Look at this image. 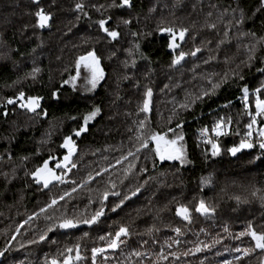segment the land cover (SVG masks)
<instances>
[{
    "label": "trees",
    "instance_id": "16d2710c",
    "mask_svg": "<svg viewBox=\"0 0 264 264\" xmlns=\"http://www.w3.org/2000/svg\"><path fill=\"white\" fill-rule=\"evenodd\" d=\"M77 3L85 5L83 12L75 10ZM112 3L40 0L52 15L49 27L41 30L33 27L37 6L31 0H0V251L7 248L0 264H45L46 258L62 259L64 250L76 244L83 257L76 264H92L91 249L106 248L99 237L114 234L121 226L130 235L122 237L116 250L98 255L96 264H263L264 251L255 249L250 237H237L249 223L264 232V151L257 144L235 156L228 152L244 138L250 122L247 112L254 114L253 93L264 83L262 0H131L130 8L108 7ZM101 13L111 17L110 26L120 33L117 40L95 24L103 18ZM124 20L131 23L125 25ZM162 27L188 29L184 41H177L179 48H168ZM197 48L200 51L191 55ZM90 50L100 58L104 79L89 91L82 70L75 89L63 84L75 75L76 59ZM181 51L187 55L173 66ZM250 55L254 59L249 60ZM34 68L40 69L35 79ZM225 75L227 80L213 90L212 84ZM244 86L250 92L248 110L241 99ZM148 88L152 96L144 113L140 107ZM20 91L43 97L41 109L47 115L29 113L18 103L6 104ZM54 91L58 98H53ZM205 91L209 95L197 99ZM95 107L100 112L89 121L88 130L74 136L83 116ZM257 119L263 126L262 118ZM220 120L227 134L214 138L211 129ZM203 128L209 130L208 139L219 143V155L212 156L211 145L200 135ZM152 132L166 133L170 139L182 133L178 144L188 163L161 162L151 141L137 152V135L146 139ZM66 135H72L76 144L72 157L76 166L71 171L55 168L67 154L60 147ZM257 139L254 133V142ZM44 160L67 182L53 180L47 188L37 184L31 173ZM105 191L120 195L110 194L103 201L105 212L97 224L56 229L45 241L29 243L65 216H91ZM65 193L70 195L59 200ZM125 195L130 199L112 211ZM54 198L57 204L41 213ZM200 200L214 212L196 213ZM180 204L192 210L190 221L175 215ZM30 216L34 218L29 220ZM197 245L201 251H189ZM237 247L254 251L243 256ZM161 253L167 259H161Z\"/></svg>",
    "mask_w": 264,
    "mask_h": 264
},
{
    "label": "snow or ice",
    "instance_id": "6c2138e0",
    "mask_svg": "<svg viewBox=\"0 0 264 264\" xmlns=\"http://www.w3.org/2000/svg\"><path fill=\"white\" fill-rule=\"evenodd\" d=\"M31 2L36 5V10L34 12L35 16V24L33 27L39 28V29H45L49 27L50 21L52 19L51 13H48L45 11L43 7L40 6V0H31ZM262 4H264V0H262ZM131 0H120L119 4L115 3V0H113V3L110 4L108 7H131ZM103 7V6H101ZM85 8V5L83 3H77L75 5V10L77 12H83ZM97 11H100V8H97ZM84 15L87 16V12H84ZM243 15V14H242ZM101 16L103 17V13H101ZM111 20V17H103L101 19H98L95 21V24L98 26V29L103 32L108 38L111 40H117L120 36V33L112 28L109 24ZM243 20L241 19L240 23H242ZM130 20H124L123 24L128 25L130 24ZM210 27L214 28L215 25H210ZM159 31L164 34L166 33L169 37L168 42V48L171 50H175L180 47V44L177 43V41L183 42L185 39V35L188 32L187 28H180L175 29L173 27H162L159 28ZM135 35V33L133 34ZM254 35V34H253ZM264 39V38H261ZM136 48L139 49V45H136ZM200 49L197 48L195 51L191 53V55L195 56L197 52H199ZM129 54H131V50H129ZM187 55V53L181 51L172 61L173 66L179 64L184 57ZM146 58V57H145ZM254 59L253 56H249V60ZM135 64V61H133V65ZM84 71L87 75L85 76V80L87 84H89L91 87L88 89L89 91L94 90L98 83L104 79V70L101 67L100 58L97 56L95 50H90L86 54L80 55L76 61H75V75L70 76L68 79L64 80L62 83L65 85L70 84L73 89L76 87V81L81 76V71ZM40 71L39 68H34L32 73V78L35 79V73H38ZM262 72H264V69H261ZM240 79H243L241 76ZM227 80V75H225L224 80L221 82L212 84V89L215 90L216 88L220 87V83H223ZM262 89H264V83L261 84L260 87H257L253 93L255 96V108H254V114L252 111H248L247 114L250 117V122L246 125L247 131L244 134V138H242L239 142V144L234 145L233 147L228 149V152L235 156L237 153L241 152L244 149H252L257 146L259 149L264 151V126H257L258 121L257 118H264V98H262ZM242 101L244 102V107L246 110L250 108L249 104V88L247 86L242 87ZM145 100L143 102V105L140 107V111L147 113L149 111V105H150V99L152 96V90L150 88L146 89L145 91ZM209 95V92L205 91L202 93L201 96H198L197 99H202L203 96ZM53 98H58V93L53 92L52 93ZM43 100V97L41 96H25V93L23 91H20L15 99L13 98H7L6 104L8 105H15L19 104V107L21 109L26 110L29 113H36L38 115H44L46 116L47 113L44 112L41 109V101ZM182 107H187V105H182ZM40 109V112L37 110ZM100 112V109L98 107H95L92 111L87 113L83 116V124L79 126L77 129L73 130V135L76 137L81 136L83 132H86L87 125L89 121L93 120ZM4 116H7V111L3 112ZM72 119H75V117H72ZM228 124L231 123L229 120L227 122ZM177 128L181 127V124L176 125ZM139 128L142 130L144 128V121H140ZM169 131H175V129H169ZM212 134L215 137H220L222 135L227 134V127L225 125V122L223 120H220L216 122L215 126L211 129ZM254 133L255 136L258 138L256 142H254ZM209 130L207 128H203L200 130V135L205 138V143L211 145V154L212 156H217L220 154V147L219 144L214 142L212 139H208ZM239 135V133H236ZM183 134H176L174 138L167 139L166 133L161 134L157 132L149 133L147 138L145 139L142 134L137 135V140L140 141L139 147H137L136 151L139 152L141 148H148L149 141L154 142L155 144V155L158 157V159L163 161H179L180 164L188 163L186 158V153L184 150L183 145L177 146L178 141L183 140ZM61 148L67 150V154L63 156V161H57L55 164V168L57 169H64L67 171H71L72 167H75L76 165L72 162L71 157L76 152V144L73 140L72 135H66L63 139V143L60 145ZM129 156L134 155L132 152L128 153ZM126 158V157H125ZM259 157H257L258 159ZM51 159H55V157H52ZM120 161H117L119 163ZM69 165L71 167H69ZM104 171H107L105 169ZM96 175H101L100 172H97ZM32 178L37 184H42L44 188H47L49 184L55 180L59 181L61 183L67 182L63 180L62 175H58L53 168L49 167V160H44L43 164L40 167H37L34 172L31 173ZM93 179V177H89V180ZM83 185H81L82 187ZM113 187H115L113 185ZM72 191H76V188L74 187ZM139 189L132 192V195H136V192H138ZM113 196H119V192H109L105 191L102 194V202L101 206L96 209L91 216H85L83 219H76V218H68L65 216L63 219L59 220L57 223H53L50 225L46 232L41 234L39 236V240H31L29 243H38L43 242L46 239H48V232L55 231L56 229H75L79 227L81 224L92 226L94 224H97V222L100 220V218L104 215L105 208L103 201H107L109 195ZM65 195H70V193H65L64 195H61L58 199L63 200L65 198ZM130 199L129 196L125 195L119 203L115 204L112 207V211H116L118 207H120L124 200ZM58 200L56 198L52 199L51 203H49L46 207H42L40 209V212H46L48 208H53L57 204ZM191 211L186 205L180 204L175 209V215L182 218L185 221L191 220ZM194 211L196 213H199L201 215H209L214 212L213 208H210L205 204L203 200H200L197 206L195 207ZM39 214V213H38ZM37 214V215H38ZM34 217H29V220L33 219ZM46 219L52 220L53 217L47 216ZM27 223V221H25ZM23 225H21L22 227ZM174 231L179 235L180 229L176 228ZM225 232L228 231L227 228L224 229ZM19 232V228L17 229V233ZM85 236H87V233H84ZM130 235L129 229L126 226H121L119 229L113 234L109 232L106 236H100L99 239L101 241H106V248L116 250L121 243L124 241L122 240V237H128ZM248 236L251 238L252 241H254V248L260 249L261 251H264V232H257L251 223L248 224L245 231H242L238 234V237ZM12 239H15L13 236ZM55 243V241H52ZM217 241H213V243H216ZM175 243H179V241H175ZM171 245H169L170 247ZM205 248L209 247V245L205 244ZM106 248L104 247H94L91 249L92 252V264H96V258L98 255H103V253L106 251ZM7 251V248L3 251H0V257L4 255V252ZM190 252H199L201 251V247L197 245L194 249L189 250ZM237 253H242L243 256L250 255L254 249L253 248H240L237 247L235 249ZM189 252H185L184 255H188ZM133 255L139 257L143 255L140 252H134ZM172 255H175L173 253ZM63 258L57 259L52 258L51 260L45 259V264H76V262H79L83 259L80 253V245L76 244L73 247H67L64 250V253H62ZM161 259H167L166 256H164L163 253L160 254ZM107 259V257H105ZM237 260L241 259V256L236 257ZM226 264H232L231 261L226 262Z\"/></svg>",
    "mask_w": 264,
    "mask_h": 264
},
{
    "label": "rangeland",
    "instance_id": "374dc122",
    "mask_svg": "<svg viewBox=\"0 0 264 264\" xmlns=\"http://www.w3.org/2000/svg\"><path fill=\"white\" fill-rule=\"evenodd\" d=\"M253 103H254V107H255V99H254V101H253ZM257 121H258V119H257ZM262 122L264 123V118H262ZM259 121H258V125L257 126H259ZM264 126V125H263ZM166 138L167 139H170V137H169V135L168 134H166ZM154 143V142H153ZM217 143V142H216ZM219 144V143H218ZM155 145V144H154ZM177 146L179 147L180 145L178 144V142H177Z\"/></svg>",
    "mask_w": 264,
    "mask_h": 264
},
{
    "label": "water",
    "instance_id": "95a60500",
    "mask_svg": "<svg viewBox=\"0 0 264 264\" xmlns=\"http://www.w3.org/2000/svg\"><path fill=\"white\" fill-rule=\"evenodd\" d=\"M74 155H75V153L73 154V156H74ZM73 156H72V157H73ZM72 157H71V160H72ZM56 169H57V168H56ZM107 250H110V249H106V251H107ZM263 264H264V261H263Z\"/></svg>",
    "mask_w": 264,
    "mask_h": 264
},
{
    "label": "built area",
    "instance_id": "2783aa9c",
    "mask_svg": "<svg viewBox=\"0 0 264 264\" xmlns=\"http://www.w3.org/2000/svg\"><path fill=\"white\" fill-rule=\"evenodd\" d=\"M214 138H217V137L214 136Z\"/></svg>",
    "mask_w": 264,
    "mask_h": 264
}]
</instances>
